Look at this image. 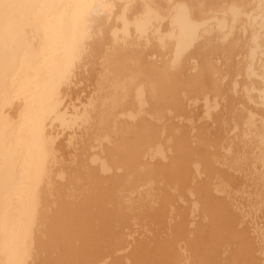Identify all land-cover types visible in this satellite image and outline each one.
<instances>
[{
    "label": "bare ground",
    "instance_id": "obj_1",
    "mask_svg": "<svg viewBox=\"0 0 264 264\" xmlns=\"http://www.w3.org/2000/svg\"><path fill=\"white\" fill-rule=\"evenodd\" d=\"M0 58V264H264V0H0Z\"/></svg>",
    "mask_w": 264,
    "mask_h": 264
},
{
    "label": "flooded vegetation",
    "instance_id": "obj_2",
    "mask_svg": "<svg viewBox=\"0 0 264 264\" xmlns=\"http://www.w3.org/2000/svg\"><path fill=\"white\" fill-rule=\"evenodd\" d=\"M9 58H0V67H3L2 65H4L5 63H7ZM25 58H20L19 61L20 62H24Z\"/></svg>",
    "mask_w": 264,
    "mask_h": 264
},
{
    "label": "rangeland",
    "instance_id": "obj_3",
    "mask_svg": "<svg viewBox=\"0 0 264 264\" xmlns=\"http://www.w3.org/2000/svg\"><path fill=\"white\" fill-rule=\"evenodd\" d=\"M2 109H3V107L2 108H0V111H2ZM4 142H6V139H5V141ZM4 142H3V144H4Z\"/></svg>",
    "mask_w": 264,
    "mask_h": 264
}]
</instances>
